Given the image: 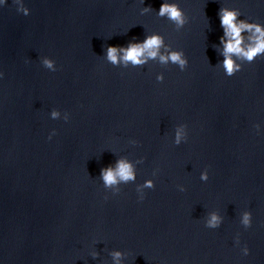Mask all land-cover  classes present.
Masks as SVG:
<instances>
[{
    "label": "clouds",
    "instance_id": "clouds-1",
    "mask_svg": "<svg viewBox=\"0 0 264 264\" xmlns=\"http://www.w3.org/2000/svg\"><path fill=\"white\" fill-rule=\"evenodd\" d=\"M8 0H0V8L6 5ZM16 5V11L28 16L30 9L23 3V0H13ZM141 5L145 4V0H139ZM155 12L159 18H164L174 25L177 31L184 28L188 23V17L181 8L177 0H162L158 10H154L150 5L143 6L139 9L141 15ZM220 27L223 34L219 37V44L216 50L221 60L218 61L214 67L222 69L226 77H232L237 72L242 70L244 64H251L259 57H264V24L251 21L250 19H241L242 13L236 8H229L221 6L217 12ZM103 59L114 67L120 68H140L150 62H155L161 66L174 65L180 71H184L188 66V58L182 49L173 48L171 44L165 42V38L158 32L145 33L142 40L133 38L127 42L126 45H108L104 48ZM41 64L49 71L55 72L57 70L55 60L45 56L41 59ZM4 73L0 71V79L3 78ZM157 82L164 81V73L158 72L155 76ZM49 116L51 119H63L67 122L70 118L68 112H63L61 118V111L53 108ZM257 134L261 132V125L256 123L253 125ZM55 135L53 129L48 139L51 140ZM188 139L187 125L180 123L174 129L173 144L179 146ZM132 145H136L138 141L135 139L129 140ZM137 163L142 164L141 157ZM159 169H154L152 176L155 177ZM103 188L113 195L121 191L120 186L128 183H135L137 179L136 167L133 163L124 156L118 157L114 163L102 167L98 176ZM209 179L208 169L205 168L200 174V180L206 182ZM155 187L153 179H145L143 183L136 185V193L138 201H143L146 195V189ZM179 191H185L183 185H177ZM107 199V195L104 197ZM223 223L222 218L215 212L211 213L204 226L209 229H218ZM240 223L244 229L252 226V213L249 210H244L241 214ZM237 245L240 244V234L237 233L234 237ZM241 253L244 256L249 254V248L245 244L241 248ZM93 259L98 256V253L93 251L90 253ZM115 264H120V261L125 258L126 253L121 250H115L111 253Z\"/></svg>",
    "mask_w": 264,
    "mask_h": 264
}]
</instances>
